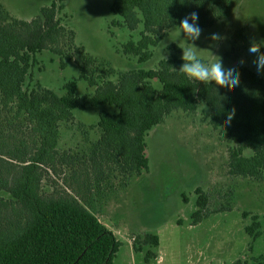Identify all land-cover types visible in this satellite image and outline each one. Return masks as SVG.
<instances>
[{
  "label": "trees",
  "instance_id": "trees-1",
  "mask_svg": "<svg viewBox=\"0 0 264 264\" xmlns=\"http://www.w3.org/2000/svg\"><path fill=\"white\" fill-rule=\"evenodd\" d=\"M109 1L110 12L120 19L112 27L133 32L141 26L138 40L121 48L139 66L153 57V49L189 13L199 14L197 23L203 30L225 18L236 2ZM65 19L62 0L41 7L29 21L12 17L0 3V192L6 196L0 197V264H113L121 243L91 211V203L116 186L126 189L148 171L146 137L174 112L190 115L205 106L208 124L213 129L224 126L231 144L227 174L263 178V77L239 65L241 82L233 90L214 82L203 84L179 73L183 62L175 55L160 60L153 70L98 71L101 65L75 45V33ZM46 50L59 57L61 69L67 61L79 69L77 79L63 84L61 96L34 81L36 56ZM78 81L90 91L79 96ZM99 106L116 112L99 111L94 126L98 138L87 151L61 152L60 127L72 123L73 111ZM232 109L235 115L226 123ZM50 175H61L63 188L44 195L42 183ZM194 195L193 225L210 215L208 195L199 187ZM248 216L242 214L243 219ZM250 220L245 232L251 242L258 237L264 241V222L258 215ZM158 246L159 238L146 233L134 239L132 250ZM155 258L154 252H146V262ZM252 264H264V252Z\"/></svg>",
  "mask_w": 264,
  "mask_h": 264
},
{
  "label": "rangeland",
  "instance_id": "rangeland-1",
  "mask_svg": "<svg viewBox=\"0 0 264 264\" xmlns=\"http://www.w3.org/2000/svg\"><path fill=\"white\" fill-rule=\"evenodd\" d=\"M51 1L0 0V3L12 17L29 21ZM62 3L64 24L75 33V45L98 61L101 65L98 71L153 70L162 59L173 55L181 59L182 48L194 45L204 62L218 56L227 69L244 60L242 66L264 78V72H257L253 64L255 56L248 52L253 39L264 48V0H236L227 16L203 29L194 42L183 33L177 35L179 27H174L142 66L121 52L129 40H138L141 26L133 32L125 27H112L111 23L120 19L110 12L109 0H62ZM213 33L222 39L212 40ZM36 58L34 81L58 96L64 94V83L79 76L72 61L61 69L59 57L47 50ZM154 86L159 88L157 82ZM89 91L84 81L77 82L79 96ZM101 110L116 112L106 106L74 110L72 123L60 127L58 149L71 153L87 151L90 142L98 138L94 126ZM205 112L203 105L190 115L174 112L153 128L146 137L148 171L132 180L126 189L116 186L104 198L98 197L91 203V211L121 243L113 264H252L253 258L263 254V238L251 242L245 227L250 224L251 215H258L264 222V176L253 180L227 174L231 144L225 136V127L213 129L204 117ZM61 177L50 175L49 180L43 181L42 194L61 190ZM197 187L208 195L210 215L193 225L191 215L196 210ZM0 197L6 198L2 192ZM226 208L227 211L221 210ZM243 213H248V218L243 219ZM146 233L156 235L159 246L133 252L134 239ZM149 250L156 258L146 262Z\"/></svg>",
  "mask_w": 264,
  "mask_h": 264
},
{
  "label": "clouds",
  "instance_id": "clouds-1",
  "mask_svg": "<svg viewBox=\"0 0 264 264\" xmlns=\"http://www.w3.org/2000/svg\"><path fill=\"white\" fill-rule=\"evenodd\" d=\"M199 14L191 12L186 15L180 22L179 31L177 35L183 33L189 40L196 41L199 39L202 29L198 25ZM191 21V23H190ZM212 40H220L222 37L213 33L210 37ZM262 43L257 42L255 39L250 41L248 48L249 54L255 56L253 64L257 72H264V52L261 51ZM209 62H204L197 54V49L194 45H189L182 48V57L184 61L179 69V73L184 74L187 78L201 82L203 84L215 83L221 88H228L233 90L240 85V72L237 67L225 68L221 57L213 56ZM240 65L245 63L241 60ZM235 115V109H232L227 116L226 123H230Z\"/></svg>",
  "mask_w": 264,
  "mask_h": 264
}]
</instances>
